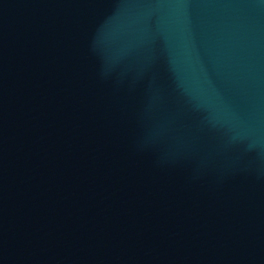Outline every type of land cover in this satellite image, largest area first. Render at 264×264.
<instances>
[{
  "label": "water",
  "instance_id": "obj_1",
  "mask_svg": "<svg viewBox=\"0 0 264 264\" xmlns=\"http://www.w3.org/2000/svg\"><path fill=\"white\" fill-rule=\"evenodd\" d=\"M0 264H264V0H0Z\"/></svg>",
  "mask_w": 264,
  "mask_h": 264
}]
</instances>
